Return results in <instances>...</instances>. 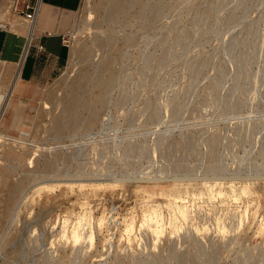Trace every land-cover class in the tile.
Masks as SVG:
<instances>
[{"label":"rangeland","instance_id":"obj_1","mask_svg":"<svg viewBox=\"0 0 264 264\" xmlns=\"http://www.w3.org/2000/svg\"><path fill=\"white\" fill-rule=\"evenodd\" d=\"M122 3L82 0L64 67L0 117V264H264V0ZM64 178L94 180L44 187Z\"/></svg>","mask_w":264,"mask_h":264},{"label":"bare ground","instance_id":"obj_2","mask_svg":"<svg viewBox=\"0 0 264 264\" xmlns=\"http://www.w3.org/2000/svg\"><path fill=\"white\" fill-rule=\"evenodd\" d=\"M13 1V0H12ZM12 1L10 4V7L13 13H15L13 11L12 8ZM124 2V1H123ZM109 4H110V14L114 13L116 14V12H118L119 9H121V7H125L122 3V0H109ZM130 4V3H129ZM16 15V14H15ZM1 16V15H0ZM35 26H36V22L35 21H28L24 18H16L13 19L9 22L7 21H0V28H7L8 30V35L7 38L5 40V44H4V49H3V54L1 57V68H0V91H2V93H4L3 95L5 96L3 98L1 107H0V117L2 115H4L9 107L12 105L11 104V99L12 97L15 95L16 91H17V86L19 83V80L21 78V71H22V66L24 63V60L26 58V55L28 53V50L30 48V44L33 40V36H34V31H35ZM75 50V49H73ZM73 56V55H72ZM70 63H72L70 61ZM69 68V67H68ZM66 72V71H65ZM83 73V72H82ZM86 74V73H85ZM92 75V74H91ZM81 78V77H78ZM110 78V77H109ZM5 79L7 80L6 84H5ZM96 79V78H95ZM94 79V80H95ZM100 79V78H99ZM102 79V78H101ZM98 80V79H97ZM110 80V79H109ZM78 81V80H75ZM102 81V80H101ZM99 81V82H101ZM74 83V82H73ZM98 83V82H97ZM75 84V83H74ZM87 84V83H86ZM85 84V85H86ZM100 84V83H99ZM76 85V84H75ZM70 86V85H69ZM77 89V88H76ZM77 91V90H76ZM71 96V95H70ZM81 96V95H80ZM83 96V95H82ZM97 98V97H96ZM69 100H73V99H69ZM92 102V101H91ZM70 103V101L68 102V104ZM74 103V102H73ZM83 103V102H82ZM90 104V102L88 103ZM71 105V104H70ZM93 105V104H92ZM68 106V105H67ZM75 106V104H74ZM91 106V105H90ZM12 107V106H11ZM94 109V107L92 108V110ZM70 110V109H69ZM91 110V111H92ZM94 111V110H93ZM92 111V112H93ZM69 112V111H68ZM71 112V111H70ZM72 117V116H71ZM94 118V117H93ZM92 118V119H93ZM58 119V118H57ZM64 119V118H62ZM69 119V117H68ZM62 122V121H61ZM1 118H0V126H1ZM212 132V131H211ZM14 139V138H13ZM211 150V149H210ZM3 167V166H2ZM10 172V171H9ZM187 176V175H186ZM252 176V175H251ZM161 177V176H160ZM178 177V176H177ZM183 177V176H182ZM192 177V176H191ZM189 177V178H191ZM197 177V176H196ZM221 177V176H220ZM224 177V176H223ZM227 177V176H225ZM230 177V176H228ZM227 177V178H228ZM234 177V176H233ZM240 177V176H237ZM242 177V176H241ZM249 177V175H248ZM147 178V177H146ZM156 178V177H154ZM176 178V176L174 177ZM179 178V177H178ZM193 178H195L193 176ZM199 178V177H198ZM204 178V177H203ZM216 178V177H215ZM222 178V177H221ZM236 178V177H235ZM247 178V177H246ZM123 179V178H122ZM125 179V178H124ZM17 180V179H16ZM50 180V179H49ZM92 181L94 180L89 179V178H77V179H71V178H64V179H57L55 180V182H50L47 183L44 187L45 188H52V187H56L61 185L62 183H70V185H73V182L75 181H81L82 185L84 182L86 181ZM97 180V179H95ZM98 180L100 181V183H97L95 185H115L117 184V182L121 179L113 177V178H98ZM205 180V179H204ZM185 181V180H184ZM202 181V180H201ZM221 181V180H220ZM5 182V181H4ZM206 182V181H205ZM229 182V181H228ZM255 182V181H254ZM223 184V183H222ZM225 184V183H224ZM228 184V183H226ZM234 184V183H233ZM241 184V183H240ZM251 184V183H250ZM3 185V184H2ZM94 185V184H93ZM215 185V184H214ZM249 185V184H248ZM229 186V185H228ZM60 187V186H59ZM80 188V187H79ZM210 188V187H209ZM208 188V189H209ZM253 188V187H252ZM122 189V188H121ZM19 190V182L17 183H9L7 185V206L8 208H10V206L12 205L15 195L17 194V191ZM76 190V189H75ZM66 191V190H65ZM213 191V190H212ZM24 193V192H23ZM67 193V192H66ZM212 193V192H211ZM246 193V192H245ZM244 193V194H245ZM24 195V194H23ZM170 196V195H169ZM23 197V196H22ZM236 197V196H235ZM90 198V197H89ZM178 199V197L176 198V200ZM187 199V198H186ZM195 199V198H194ZM23 200V198H22ZM74 200V199H73ZM238 201V200H236ZM18 202V200H17ZM20 202V201H19ZM76 202V200L74 201ZM86 202V200H85ZM85 202H82L85 203ZM90 202V201H89ZM91 203V202H90ZM183 203V202H182ZM191 203V202H190ZM195 203V202H194ZM19 204V203H18ZM156 205V204H155ZM164 205V204H163ZM173 205V204H172ZM17 207V206H16ZM173 207V206H172ZM162 208V205H161ZM176 212L179 213V216L182 218L183 221H188L191 218V214H190V210L187 207V204L184 202V204L179 205L177 204L176 206ZM72 211V210H71ZM175 211V210H174ZM147 212V211H145ZM71 216V215H70ZM82 216V215H81ZM66 219V218H65ZM86 219V216L81 217L77 223L73 226V228H71V233H70V237H72V239L74 240L75 244L82 239V238H86L90 240L91 243L94 242V235L95 232L93 230V228H91L88 232L85 233V231L83 232V228H84V220ZM104 217L100 218L99 224L100 226L104 224ZM143 223L142 225H148V227L151 229V231L156 234V236L158 237L167 227V224H165V222H163L162 220V216L161 214H159L156 210H152V212H148L147 214H145V219H143ZM68 221V220H67ZM86 223V222H85ZM262 224V223H261ZM169 227H171L172 231H174L175 229H179V225L176 223V221H170L168 223ZM124 225H122L123 227ZM205 226V225H204ZM221 226V225H220ZM145 227V226H144ZM194 227V226H193ZM203 227V226H202ZM201 227V228H202ZM86 228V227H85ZM146 228V227H145ZM205 228V227H204ZM123 229V228H122ZM141 229V228H140ZM124 233L127 235V237L129 239H131L134 235V223L133 221H128L125 220V227H124ZM145 230V229H144ZM180 230V229H179ZM171 231V232H172ZM123 233V234H124ZM164 233V232H163ZM174 233V232H173ZM122 234V235H123ZM153 234V235H154ZM65 235V234H64ZM154 237V236H153ZM84 240V239H83ZM82 241V240H81ZM138 243V242H137ZM133 244V243H132ZM117 263V262H116Z\"/></svg>","mask_w":264,"mask_h":264},{"label":"crops","instance_id":"obj_3","mask_svg":"<svg viewBox=\"0 0 264 264\" xmlns=\"http://www.w3.org/2000/svg\"><path fill=\"white\" fill-rule=\"evenodd\" d=\"M82 0H43L33 40L24 60L19 83L47 85L64 67L68 58L65 41L74 13ZM7 30L0 28V49L4 48ZM43 45L44 49L40 48ZM18 83V84H19Z\"/></svg>","mask_w":264,"mask_h":264},{"label":"built area","instance_id":"obj_4","mask_svg":"<svg viewBox=\"0 0 264 264\" xmlns=\"http://www.w3.org/2000/svg\"><path fill=\"white\" fill-rule=\"evenodd\" d=\"M42 1L43 0H13L12 8L20 17L28 21H35L41 9ZM40 48L44 49L43 45H40Z\"/></svg>","mask_w":264,"mask_h":264}]
</instances>
